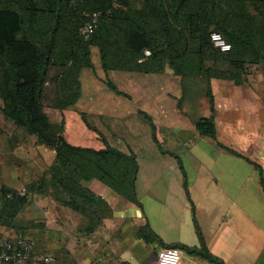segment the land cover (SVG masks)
<instances>
[{
	"label": "crops",
	"instance_id": "obj_1",
	"mask_svg": "<svg viewBox=\"0 0 264 264\" xmlns=\"http://www.w3.org/2000/svg\"><path fill=\"white\" fill-rule=\"evenodd\" d=\"M92 62L102 72L101 78H86L87 68L92 67H83L78 77L79 95L72 105L63 109L56 107V86L51 78L60 71L59 67L48 68L41 101L51 119L63 120V135L69 143L94 149L104 147L98 133L81 118L82 113L107 141L106 132H117L115 127L113 129L115 121L140 114L139 111L151 116L153 123L156 120L163 123L176 121L194 128L193 121L184 117L185 120L177 109L181 78L168 65L162 71L152 73L109 71L108 78L127 96L114 92L105 83L106 76L100 66L99 53L92 58ZM211 62V67L216 69L229 67L226 60ZM262 66L261 62L249 65L240 83L225 78L210 79L217 141L229 149L215 142L221 152H232V156L214 165L216 169L212 179L216 186L201 190L198 193L200 198L197 199L191 198L188 188L190 199H187L192 228L194 214L207 250L221 264H264V155L259 154L261 151L264 153ZM210 114L207 106L204 115ZM4 124L7 127L2 124L4 130L0 133V187L18 192L22 188L27 190L25 201L14 214L8 213L11 205H5L0 197V236H29L34 241V255L51 257L49 262L28 261L22 264H153L157 240L146 241L139 235V229L148 222V217L137 204L120 196L98 179L85 182L87 187L107 202L109 209L102 222L94 230L88 231V219L56 200L46 188V182L50 179L49 168L56 156L55 148L39 142L36 135L10 121L4 120ZM218 137H224L225 140ZM180 163L183 166L181 159ZM200 163L203 161L200 160ZM177 164L178 159L169 169L175 170ZM221 164L225 167L221 168ZM150 175L157 183L154 194L164 195L159 202L163 205L164 219V213L169 208V195L177 189L176 182L170 187V179H167V183L166 180L160 183L156 178L159 173ZM40 179L45 180L44 185L40 184ZM196 180L195 177L192 184ZM250 180L252 186L248 183ZM217 181H221L219 186ZM32 182L36 183L33 191L28 189ZM158 184L160 187H157ZM186 218L188 213L185 214ZM193 230L194 234L185 220L177 236L168 238L161 230L157 234L165 243L182 242L198 246L195 226ZM181 253V258L184 254L187 256L185 264H218L199 254L184 250Z\"/></svg>",
	"mask_w": 264,
	"mask_h": 264
},
{
	"label": "trees",
	"instance_id": "obj_2",
	"mask_svg": "<svg viewBox=\"0 0 264 264\" xmlns=\"http://www.w3.org/2000/svg\"><path fill=\"white\" fill-rule=\"evenodd\" d=\"M95 11L100 13L95 29L84 39L78 28ZM212 31L223 34L231 44L229 51L221 52L213 45ZM91 46L98 48L105 83L119 94L128 96L108 78L111 70L152 73L168 65L180 78L204 76L211 114L200 117L194 125L199 134L217 141L210 79L240 83L249 65L264 62V0H0V112L4 120L55 148L46 188L56 200L88 219V231L109 211L107 202L85 185L91 179L141 206L136 194V154L109 144L83 113L81 118L98 133L104 147L69 143L63 135V120L51 119L41 101L50 66L60 70L51 77L56 86V107L63 109L76 101L80 70L93 67ZM217 59L226 60L229 67L216 69L205 64ZM139 113L151 123L152 138L157 140L152 117ZM3 130L0 125V133ZM44 181L39 180L41 185ZM35 184L30 183L28 189L35 190ZM183 184L190 199L185 180ZM25 194L0 187L4 204L11 205L9 214L19 209ZM193 222L198 246L165 243L148 222L140 227L139 235L146 241L157 240L161 247H178L221 264L207 250L194 214Z\"/></svg>",
	"mask_w": 264,
	"mask_h": 264
},
{
	"label": "rangeland",
	"instance_id": "obj_3",
	"mask_svg": "<svg viewBox=\"0 0 264 264\" xmlns=\"http://www.w3.org/2000/svg\"><path fill=\"white\" fill-rule=\"evenodd\" d=\"M90 49L91 58H95L99 53L98 48L91 46ZM205 64L211 66L212 62L205 61ZM218 64L220 65V63ZM261 64L264 68V62H261ZM86 71V78H101L102 72H99L97 64L93 65L92 68H87ZM111 75H113V72H111ZM180 86L181 95L177 99V109L182 113L180 116L190 119L194 123L200 117L205 116L204 113L207 112V106H209L210 99L207 96L206 78L204 76L184 77L181 78ZM117 121H115V126H113V129L115 127L117 132H106L108 141L120 150H131L136 154L139 166L136 179V194L141 204L139 207L142 213L148 217L149 226L156 233L161 230L164 236L171 238L177 236L181 223L186 220L189 223L190 232L194 234V226L193 228L191 226L190 205L186 192H184L186 188L184 184L181 185L179 182L183 183L185 180L186 187L189 188L192 194V199L200 198L198 193L201 190L216 186V182L212 179V173L216 169L214 165L217 166L223 163L226 158L232 156V152H221L217 146L218 144H216L217 141L210 136L199 134L195 125L194 128H190L184 123L176 121L163 123L156 120L154 125L157 140H154L152 138V125L142 114H133L121 119V121ZM2 124L5 126L0 112V125ZM218 139L225 140L224 137H218ZM259 154L264 155L262 151ZM177 156L183 162L186 172L185 177L178 164L175 170L169 169L171 164L176 163ZM214 159L218 162L216 163ZM200 160L203 163H200ZM153 167H156V169H153ZM224 167L225 165L221 164V168ZM158 173L159 175L156 178L160 180V183L162 180H166L167 183V179H170V187L174 186L173 182L175 181V187L178 189L169 195V200L167 201L169 208L164 213V219H162L163 205L159 203L163 200L164 195L158 196L154 194L153 189L154 187L156 189L157 183H154L153 177L150 175ZM195 177L197 180L193 185L192 182ZM224 183L225 180H223ZM248 183L252 186V180ZM220 184L221 181H217V186ZM157 187H160V184ZM156 199L157 202L155 201ZM187 213L188 218L185 219V214L187 215ZM155 243L154 256H156L157 250L161 247L158 241H155ZM180 263H187L186 254L182 256Z\"/></svg>",
	"mask_w": 264,
	"mask_h": 264
},
{
	"label": "built area",
	"instance_id": "obj_4",
	"mask_svg": "<svg viewBox=\"0 0 264 264\" xmlns=\"http://www.w3.org/2000/svg\"><path fill=\"white\" fill-rule=\"evenodd\" d=\"M99 14L98 11L88 14V19L79 26L78 33L84 39H88L93 33ZM210 41L221 52H227L231 49V44L221 32L212 31L210 33ZM145 53L149 54V50L146 49ZM25 191V188H22L19 190V193L23 195ZM33 246V239L23 234L10 237L0 236V264H22L28 261L39 263L51 260V257L48 255L40 257L34 255ZM181 255V250L178 247H160L156 252L153 264H180Z\"/></svg>",
	"mask_w": 264,
	"mask_h": 264
}]
</instances>
